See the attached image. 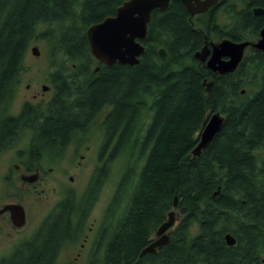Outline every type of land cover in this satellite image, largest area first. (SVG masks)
<instances>
[{"label":"trees","instance_id":"trees-1","mask_svg":"<svg viewBox=\"0 0 264 264\" xmlns=\"http://www.w3.org/2000/svg\"><path fill=\"white\" fill-rule=\"evenodd\" d=\"M123 1L0 0V154L31 130L29 163L37 162L43 151H63L86 135L109 109L100 126L99 158H106L85 193L93 207L112 163L118 156L127 163L97 237L103 257L93 264H263L264 55L250 51L235 73L217 76L194 54L215 37L254 40L264 21L228 9L232 25L224 28L215 14L193 19L172 1L153 12L139 65L105 66L91 55L86 32ZM257 4L264 7V0ZM36 39L49 46L55 94L44 105L24 103L14 115ZM60 56L67 65H59ZM204 81L213 82L209 93ZM207 110L221 112L225 123L202 156L192 158ZM61 207L1 264H55L70 225ZM172 210L180 218L169 243L141 255ZM227 234L235 246L227 245Z\"/></svg>","mask_w":264,"mask_h":264},{"label":"rangeland","instance_id":"rangeland-1","mask_svg":"<svg viewBox=\"0 0 264 264\" xmlns=\"http://www.w3.org/2000/svg\"><path fill=\"white\" fill-rule=\"evenodd\" d=\"M218 15V24L221 27H231L232 24L227 15L224 13ZM34 47L39 48L38 56L32 52ZM58 61L59 65H67L64 63L65 58L63 56L58 57ZM54 70L47 42L42 39L34 40L28 50L25 71L21 76V85L17 99L13 104L12 113L14 115L19 113L24 102L38 101L44 105L53 98L55 87L51 80V74ZM44 86L49 87V90L44 91ZM148 103L150 104V102ZM149 121L150 112L147 111L141 118L142 128ZM102 122L103 119L99 116L87 134L78 135L66 149L63 151H43L38 156V161L32 162L33 168L37 166L44 173V180L37 192L27 185L14 169L15 166L28 165L31 138H20L14 148L0 154V204L13 203L23 206L26 213V227L22 232L23 236H30L38 227L37 225L41 224L52 213L57 203L68 193L78 198L85 197L96 167L102 165L106 158L105 156L101 160L99 158L103 142L100 130ZM81 155H87L86 159H82ZM79 163L81 166L76 169ZM126 163L127 157L118 156L112 163L111 171L109 167L108 180L102 187V191L94 204L93 214L87 221L85 228L88 230V227H93V253H90L86 262L80 260L78 264H93V260L100 261L103 257L104 249L98 247L97 237L103 226L107 208L124 173ZM73 166L75 170L71 169ZM34 174L31 173L27 176ZM71 176L74 177V181L70 180ZM91 201L93 202V200ZM176 215L178 217L175 226L178 225L180 218L178 211ZM21 235L16 234L14 238V234H12L11 238L8 237L5 240V246L0 248V256L9 254L20 243ZM105 243L103 242L102 246H105ZM71 254V250L62 251L56 264H66Z\"/></svg>","mask_w":264,"mask_h":264},{"label":"water","instance_id":"water-1","mask_svg":"<svg viewBox=\"0 0 264 264\" xmlns=\"http://www.w3.org/2000/svg\"><path fill=\"white\" fill-rule=\"evenodd\" d=\"M172 1L182 2L191 17H194L207 12L210 7L217 5L219 0H124L114 16H109L87 29L86 37L93 58L105 66L119 64L133 67L139 65L140 59L146 51L142 41L148 36V25L152 20L153 12L167 10ZM255 13L260 14L263 11L257 9ZM249 47L264 54V28L261 30L257 42H234L230 39L211 42L210 45H205L197 51L194 58L206 64L207 68L217 76L233 74L243 62L245 51ZM32 52L35 56L40 53L37 47L32 48ZM159 54L163 58L167 57L163 48L160 49ZM212 85V81H204L207 93L211 91ZM43 90L48 91L49 87L44 86ZM224 123L225 116L221 112L206 111L203 123L196 133L198 144L191 152L192 158L202 156L221 132ZM24 181L36 183L38 181L37 174L26 176ZM219 192L220 189L215 195ZM176 208L177 198L174 201V209ZM5 211L11 212L12 220L16 225L22 226L25 223L23 206L8 205L3 209V212ZM177 217L176 211L172 210L168 220L158 228L153 242L142 251L141 255L157 253L158 249L169 243ZM225 240L228 246L236 245V240L231 234H227Z\"/></svg>","mask_w":264,"mask_h":264},{"label":"flooded vegetation","instance_id":"flooded-vegetation-1","mask_svg":"<svg viewBox=\"0 0 264 264\" xmlns=\"http://www.w3.org/2000/svg\"><path fill=\"white\" fill-rule=\"evenodd\" d=\"M258 1H262V0H219L217 5L210 7L209 10L203 14H199V15H196L194 17H191V15L189 13L188 14L190 15L191 18L194 19L200 15L212 13V14L216 15V18L218 21V16H219L218 14H221V13L225 14L226 10L234 9L238 13H242L243 11H246V14H248L251 19H262L264 21V7L259 6V4H257ZM173 2H178V3L182 4V2H180V1H173ZM185 9H186V7H185ZM257 9L262 10L263 13L256 14L255 10H257ZM186 11H187V9H186ZM263 28H264V26L262 27V29ZM261 30H260V32H261ZM260 32H259V37L255 38L254 40H243V41H238V42H245V41L257 42L260 38ZM223 39H230V38L219 39L218 37H215L210 42H206V45H210L211 42H220ZM234 42H237V41H234ZM250 51H254V52H258V53L263 54L262 52L253 50L249 47L245 51L244 58L246 57V55ZM54 94H55V91H54ZM34 97L36 98L37 96H34ZM24 103H26V102H24ZM24 103L21 105V107L24 105ZM29 103L32 105H37V106L43 105V103L38 102V101H29ZM20 111H21V108L19 110V113H20ZM108 113H109V109H104L100 113L99 116L102 119H104ZM23 137L31 138V137H33V132H31V130H27L21 135V138H23ZM88 149H90V148L88 147ZM109 151H108V153H109ZM86 156L87 155H81V158L86 159ZM80 166H81V163H79V165L76 166V169L79 168ZM99 166H101V165H99ZM14 169H15V172L20 174V178L23 181L27 175H29L31 173L37 174L38 181L36 183H29L26 181H24V182H26L27 185L31 186L36 192L38 191V188L42 185V181L44 180V177H43L44 173H43L42 169H40L37 166H35L33 168L32 162L31 163L28 162V165L15 166ZM71 169L75 170V167L73 166ZM70 180L74 181V177L71 176ZM43 192H44V190H43ZM59 204L62 205L61 212H63V215H64V213H67V212H69V214H70V225L68 228L69 230H67L68 233L67 232L64 233V236H67L68 240L64 243V245L61 249V252L67 251V250L72 251V254H71V256H70V258L66 264H78V261H80V260H83L84 262H86L90 253H93V233H94L93 227H91V228L88 227V230L85 229L87 226V221L89 220V218L93 214V202L89 198H85V197L84 198L83 197L78 198L77 196H72L68 193L66 196H64V198H62L57 203L55 208ZM8 205H18V204H13V203L12 204H5V205L0 204V248L2 246H5V244H6L5 240L8 239V237L11 238L10 236L12 234H14V238H15L16 234H22V235L20 237V243H18L14 247V249L11 250V252L9 254H7V255L4 254V255L0 256V264L4 259L10 257L19 245H21L22 243H24L26 241H29L34 236H36L37 233L39 232V230L45 224L46 219L49 217L48 216L41 224H38L37 225L38 227L36 226L37 228L36 227H35L36 229L34 228L35 230H34V232H32V234L30 236H23L22 232H23L24 228L26 227V213H25V223L22 226H18L13 222L12 214L10 211L3 212V209H5V207ZM55 208H54V210H55ZM80 214H83L82 219H79ZM79 229H81V230H79ZM61 252H60V254H61ZM60 254H59V256H60ZM59 256H58V258H59ZM58 258H57V260H58ZM56 263H57V261H56Z\"/></svg>","mask_w":264,"mask_h":264},{"label":"bare ground","instance_id":"bare-ground-1","mask_svg":"<svg viewBox=\"0 0 264 264\" xmlns=\"http://www.w3.org/2000/svg\"><path fill=\"white\" fill-rule=\"evenodd\" d=\"M62 86V85H61ZM230 90V89H229ZM152 108V107H151ZM72 138V137H71ZM181 213V212H180ZM69 230V229H68ZM108 233V232H107ZM51 236V235H50ZM23 255V254H22Z\"/></svg>","mask_w":264,"mask_h":264}]
</instances>
